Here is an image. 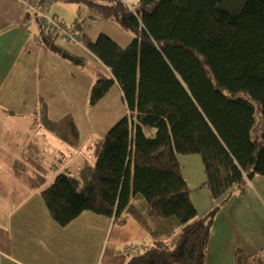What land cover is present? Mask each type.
I'll return each instance as SVG.
<instances>
[{"label":"trees","instance_id":"obj_1","mask_svg":"<svg viewBox=\"0 0 264 264\" xmlns=\"http://www.w3.org/2000/svg\"><path fill=\"white\" fill-rule=\"evenodd\" d=\"M64 1L80 6L66 26L112 72L95 80L88 106L117 82L127 112L98 138L93 164L60 172L41 190L51 216L67 225L86 210L115 220L130 214L152 234V220L175 221L172 239H156L125 264H206L218 211L264 175V0ZM101 18L119 23L132 41L123 47L104 32L90 40L83 25ZM41 108V125L77 147L74 118L53 120ZM179 154L201 156L204 185L220 199L203 216ZM45 181L40 176L37 186ZM234 260L264 264L261 253L241 248Z\"/></svg>","mask_w":264,"mask_h":264},{"label":"crops","instance_id":"obj_2","mask_svg":"<svg viewBox=\"0 0 264 264\" xmlns=\"http://www.w3.org/2000/svg\"><path fill=\"white\" fill-rule=\"evenodd\" d=\"M39 7L37 0H0V264H125L134 251L139 253L156 239H172L177 222L152 220L156 230L152 234L130 214L115 220L86 210L60 225L42 200L46 169L23 172L24 161L29 166L53 167L58 160L64 164L66 151L73 147L62 139L58 142L41 125L42 106L53 120L72 116L80 134L79 145L73 148L79 153L87 149L95 157L99 133L123 114L118 107V119L107 123L96 109L109 98L113 87L121 98V108L125 103L116 82L95 106H88L93 83L100 74L111 76V69L81 42L51 37L48 27L38 20L35 8ZM79 10V4L64 0H54L50 6L65 25H71ZM123 29L119 23L101 18L87 20L82 32L92 41L104 32L125 46L132 36ZM88 131L91 138L86 136ZM197 155L179 154L178 158L192 201L203 216L220 199L204 185V164ZM82 166L80 163L75 171ZM43 175L46 181L38 187ZM237 248L248 254L261 253L264 259V175H256L245 194H233L218 211L206 264H235Z\"/></svg>","mask_w":264,"mask_h":264},{"label":"rangeland","instance_id":"obj_3","mask_svg":"<svg viewBox=\"0 0 264 264\" xmlns=\"http://www.w3.org/2000/svg\"><path fill=\"white\" fill-rule=\"evenodd\" d=\"M51 4H52V2L50 3V5H49V12H51L50 11V6H51ZM77 5H78V3H76ZM51 13H54V12H51ZM56 17V16H55ZM60 20V19H59ZM61 21V20H60ZM62 22V21H61ZM63 23V22H62ZM67 23L69 24V21L67 20ZM65 24V23H64ZM67 25V24H66ZM123 28V27H122ZM124 30V29H123ZM124 31H126V30H124ZM130 36H132V34L130 33V32H128V31H126ZM74 33V32H73ZM79 36V35H78ZM98 37V36H97ZM80 38V37H79ZM97 39V38H96ZM95 39V40H96ZM132 39H133V36H132ZM132 39H131V41H132ZM81 40V39H80ZM130 41V42H131ZM129 42V43H130ZM128 43V44H129ZM127 44V45H128ZM127 45H125V46H127ZM125 46H123V47H125ZM116 91H117V89H116V87L114 88H112L111 89V92L109 93L110 95H109V98L107 99V100H105V101H103L102 103H101V108H97L96 110H97V113H100V114H102L103 115V118L106 120L107 119V123H110L111 121H115L116 119H118V115L116 114V110L118 109V107H119V109L120 110H122L123 112V114H122V116L121 117H123L124 116V113H125V111L127 112V108H126V104L124 103V106L121 108V98L119 97V95H117L116 94ZM119 98V99H118ZM122 100H123V98H122ZM125 102V101H124ZM113 110V111H112ZM117 115V116H116ZM108 116L109 117H111V118H108ZM120 117V118H121ZM119 118V119H120ZM106 123V124H107ZM115 123L114 122H111V124L109 125V129L114 125ZM109 129H107L106 131H104L103 130V132L102 133H99V135H101V136H103V135H105V133L109 130ZM89 134H91V135H89ZM95 135H98L97 133L95 134ZM86 136H90V138H91V136H92V132H89L88 131V133H86ZM56 140H58V142H62L61 141V139H59L57 136H56ZM90 154H92V153H90V152H88V150L87 149H85V151H83V152H81V153H79L78 151H76V148H73L72 147V149H71V151H66V157L64 158L65 160H64V164H62L59 160L56 162V165L55 166H53V167H51L50 165L51 164H47L46 165V167H44V166H29L27 163H26V161H24L25 162V164H26V166H28V169H26V166H25V168L23 169V172H28V171H34V170H38V168L39 167H41L40 169H46V172L45 173H47V178H48V180H47V182L44 184V186H47V185H49L52 181H53V179L55 178V176L58 174V173H60V172H63V171H67V172H72L73 174H78V170L77 171H75L76 170V167H78V165L80 164V163H83V165H84V163H90V164H93L94 162H95V157L93 156V155H90ZM197 156H199L200 158H201V156L200 155H197ZM201 160H202V158H201ZM203 162V161H202ZM48 167H49V170H47L48 169ZM195 171L197 172L198 171V166H196V169H195ZM42 172H44V170H42ZM142 197V196H141ZM42 198V197H41ZM143 198V197H142ZM42 200H43V198H42ZM44 203H45V201H44ZM140 207V209L145 213V209L144 208H142L141 206H139ZM103 232H104V230H103ZM168 240H170V239H168ZM151 244V243H150ZM136 253H138V251H134L133 252V254H136Z\"/></svg>","mask_w":264,"mask_h":264},{"label":"built area","instance_id":"obj_4","mask_svg":"<svg viewBox=\"0 0 264 264\" xmlns=\"http://www.w3.org/2000/svg\"><path fill=\"white\" fill-rule=\"evenodd\" d=\"M128 4H131L133 1L136 0H125ZM38 2V1H37ZM52 2V0H42L41 4L40 2L39 8H35L36 15L38 16V20L42 26L48 27L49 33L51 37H67L68 39L72 40L73 42H81L79 36L73 31L68 28L64 23H62L59 18L53 16L49 12V5ZM37 9V10H36ZM49 36V37H50Z\"/></svg>","mask_w":264,"mask_h":264}]
</instances>
